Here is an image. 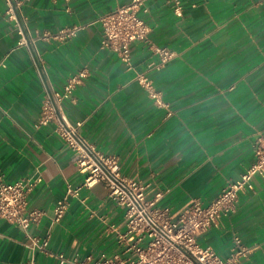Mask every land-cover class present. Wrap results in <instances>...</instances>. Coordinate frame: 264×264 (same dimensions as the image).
<instances>
[{"label": "crops", "instance_id": "1", "mask_svg": "<svg viewBox=\"0 0 264 264\" xmlns=\"http://www.w3.org/2000/svg\"><path fill=\"white\" fill-rule=\"evenodd\" d=\"M32 34L83 25L63 43L39 42L51 82L62 89L68 77L87 68L88 78L65 102L73 123L96 150L116 155L122 173L148 186V196L177 213L194 199L210 204L228 181L238 180L254 160L264 134V2L262 0H150L141 16L150 41L174 53L166 64L150 45H132V68L101 48L96 20L131 0H22ZM0 0V173L6 183H35L27 209L42 217L29 233L49 238V249L68 258L124 250V210L103 184L71 197L63 218L53 222L57 202L81 185L72 150L54 125L36 128L45 97L30 51L17 47L13 23ZM4 63L5 67L1 66ZM145 73L162 105L137 81ZM239 194L237 210L198 237L227 258L234 238L253 247L241 264H264V178ZM0 264H58L34 248L25 231L0 220Z\"/></svg>", "mask_w": 264, "mask_h": 264}, {"label": "built area", "instance_id": "2", "mask_svg": "<svg viewBox=\"0 0 264 264\" xmlns=\"http://www.w3.org/2000/svg\"><path fill=\"white\" fill-rule=\"evenodd\" d=\"M3 1L6 6L5 18L13 23L19 37L17 47L28 48L44 85L45 97L35 127L53 124L55 134L72 150L79 172L85 175L81 185L69 188L57 202L53 222L57 223L63 218L71 197H78L84 188L91 189L97 184H103L111 202L124 210L125 230L118 235L124 250L112 256L100 254L98 257L89 255L83 259L68 258L63 253H54L49 249V238L40 240L32 236L29 228L41 219L43 213L28 210L27 197L40 179L6 183L0 173V220L21 227L30 238L32 246L53 256L58 264H241L253 247L243 245L239 237L234 238V247L227 258H222L210 246H202L198 237L217 226L223 217L236 212L239 194L253 189L252 179L255 176L264 178V134L260 135L254 145L253 164L238 180L228 181L210 204L205 206L199 199H194L172 214L168 207L158 204L162 193L150 198L147 185L137 178L125 176L118 157L96 150L81 134L83 123H73L67 116L65 102L72 98L76 88L88 78L89 70L83 68L68 77L60 90L50 80L38 43H63L76 37L84 26L72 25L56 32L32 34L23 13V1ZM149 1L131 0L96 20L102 28L101 48L116 53L128 69L132 68L131 49L136 42L149 44L152 51L161 58L162 64H166L174 56L172 51L156 46L149 39L151 29L141 16L149 11ZM172 1L175 14L181 16L180 0ZM1 66L5 67V64L2 63ZM135 80L158 105L163 106L159 93L145 73L137 74Z\"/></svg>", "mask_w": 264, "mask_h": 264}]
</instances>
